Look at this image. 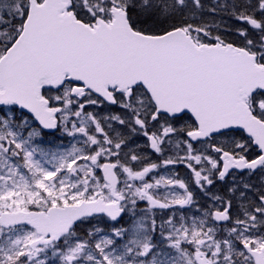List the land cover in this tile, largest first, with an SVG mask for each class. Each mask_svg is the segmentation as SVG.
I'll return each instance as SVG.
<instances>
[{
    "label": "snow or ice",
    "instance_id": "obj_1",
    "mask_svg": "<svg viewBox=\"0 0 264 264\" xmlns=\"http://www.w3.org/2000/svg\"><path fill=\"white\" fill-rule=\"evenodd\" d=\"M0 264H264V0H0Z\"/></svg>",
    "mask_w": 264,
    "mask_h": 264
},
{
    "label": "flooded vegetation",
    "instance_id": "obj_2",
    "mask_svg": "<svg viewBox=\"0 0 264 264\" xmlns=\"http://www.w3.org/2000/svg\"><path fill=\"white\" fill-rule=\"evenodd\" d=\"M105 111H107V110H105ZM110 111L113 112V113H116V112H119V108L116 107V106H111ZM184 120L187 121L188 123H192V118H191V116L189 114L184 117ZM183 122L184 121H182V123ZM234 135L236 136L237 139H239L238 138V137H240V133L239 132L234 133ZM58 136H59V133H54V134H46L43 137L48 138V139H52L56 144H59L61 142L65 143V144L67 143V140H64V141L59 140ZM136 144L140 145L141 147H144L147 144V140H146V138L140 137V138L136 139ZM148 154L152 155L151 152H149ZM152 158L155 159V156H153ZM186 170L187 169H185L183 167H178L176 169V171L179 172L180 175L183 174ZM237 175H239V174H237ZM249 179L251 181H254L255 184H258L260 178H259V175L257 174V175L251 176ZM141 206L143 207V205H141ZM126 219L127 218H125V220ZM93 222H95V221H93ZM121 223L123 224L124 221H121ZM101 224L104 225L103 223H101ZM117 226H120V225H117Z\"/></svg>",
    "mask_w": 264,
    "mask_h": 264
},
{
    "label": "rangeland",
    "instance_id": "obj_3",
    "mask_svg": "<svg viewBox=\"0 0 264 264\" xmlns=\"http://www.w3.org/2000/svg\"><path fill=\"white\" fill-rule=\"evenodd\" d=\"M208 2L209 3H211V0H208ZM217 19H219V17H217ZM225 19H227V18H225ZM234 24H236V22L235 21H231V20H229V21H227V24L226 25H223L224 27H227V26H229V25H234ZM229 38H235V37H229ZM49 145H51V146H55L56 144H51V143H49V144H46L45 146H49ZM187 171V170H186ZM184 172L183 174H181V177H184V176H186L187 175V172ZM251 183H253V184H255V182L254 181H251ZM212 191L215 193V194H217V195H224V192L226 191V188H225V186H224V184H222V183H217V185H216V187L214 188V189H212ZM200 200H201V202L203 203L204 201H205V198L204 197H200ZM208 203H210V201L208 202ZM142 207V206H141ZM191 214V213H190ZM93 223H95V222H93ZM101 228H104L105 227V225H102V224H100L99 225ZM85 227H90V225H85ZM117 227H119V226H117Z\"/></svg>",
    "mask_w": 264,
    "mask_h": 264
}]
</instances>
